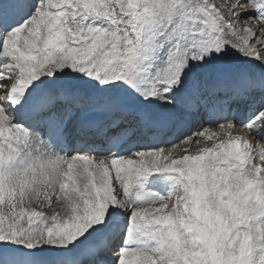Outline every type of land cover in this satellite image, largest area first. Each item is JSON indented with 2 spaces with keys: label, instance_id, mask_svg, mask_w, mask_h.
Returning a JSON list of instances; mask_svg holds the SVG:
<instances>
[{
  "label": "snow or ice",
  "instance_id": "1",
  "mask_svg": "<svg viewBox=\"0 0 264 264\" xmlns=\"http://www.w3.org/2000/svg\"><path fill=\"white\" fill-rule=\"evenodd\" d=\"M0 264H264V0H0Z\"/></svg>",
  "mask_w": 264,
  "mask_h": 264
}]
</instances>
